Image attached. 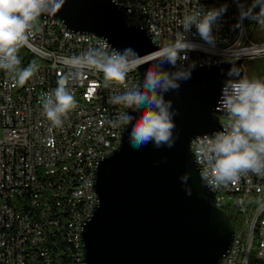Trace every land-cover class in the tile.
Returning <instances> with one entry per match:
<instances>
[{"label": "built area", "instance_id": "built-area-1", "mask_svg": "<svg viewBox=\"0 0 264 264\" xmlns=\"http://www.w3.org/2000/svg\"><path fill=\"white\" fill-rule=\"evenodd\" d=\"M113 1L122 10L126 26L145 29L154 43L163 44L173 39L176 32H183L186 15L225 7L226 11L213 28L216 37L213 48L200 39L195 27L185 34L189 41L205 50L191 51L184 63L195 62L198 68H203L264 58V42L254 43L247 38L245 25L252 20H241L239 0ZM105 41L73 33L56 19L37 20L26 52L43 53V63H36L39 70L23 86L17 85L11 74L0 70V264L32 262L33 258L26 254L28 232H38V241L34 244L41 246V261L46 263L47 255L43 250L46 232L61 227V220H54V213H61V218L67 215L70 222L79 219L77 237H81L82 226L92 214L90 199H97L94 193L96 166L118 149V133L126 128V125H118L117 132H109V121H115L114 111H123L122 105L112 102V96L116 91H123V87L106 86L101 73L87 74L72 89L78 107L59 128H52L42 115L40 98L55 88L57 79L68 71L63 63L65 57L103 46ZM107 45L110 50L111 45L108 42ZM21 56L19 52L23 60ZM27 66L21 62V68ZM226 123L227 118L221 117L219 131L224 130ZM198 145L197 138L191 142L190 149L203 179L215 193L217 206L223 211L233 207L242 218V229L235 232L233 240L235 250H230L221 264H238L254 216L263 217L257 240V244L262 245V253L256 257V264H264V177L247 173L228 187H214L210 184L209 167L199 160ZM61 158H68V170L59 176L63 189H56V184H51V176ZM41 171H49L50 185H42ZM65 178H72V188H65ZM68 189L77 190V201H68ZM24 195H35L34 208L49 212V228H42V221L37 220L36 215L22 218V211H27V207H21ZM73 258L75 264H84L83 254H78V250Z\"/></svg>", "mask_w": 264, "mask_h": 264}, {"label": "water", "instance_id": "water-1", "mask_svg": "<svg viewBox=\"0 0 264 264\" xmlns=\"http://www.w3.org/2000/svg\"><path fill=\"white\" fill-rule=\"evenodd\" d=\"M50 19L73 33L105 39L112 48L130 46L143 57L159 49L145 29L124 24L113 0H66L55 16L39 21ZM232 63L196 67L178 91L165 94L179 113L171 149L152 143L132 147L126 125L120 147L98 162L99 204L81 232L84 264H221L229 254L235 230L217 206L190 144L221 129L220 118L226 116L215 108ZM151 66L150 60L137 68L139 81ZM129 114L138 117L139 111ZM185 173L190 196L179 179Z\"/></svg>", "mask_w": 264, "mask_h": 264}, {"label": "clouds", "instance_id": "clouds-1", "mask_svg": "<svg viewBox=\"0 0 264 264\" xmlns=\"http://www.w3.org/2000/svg\"><path fill=\"white\" fill-rule=\"evenodd\" d=\"M66 0H0V70L11 74L15 83L23 86L39 70L36 64L21 68L19 52L29 46L34 23L42 16H55ZM240 7V18L251 19L264 24V0H253L247 9ZM258 8L256 12L254 9ZM225 7L186 15L182 22L183 32H176L173 39L154 53H149L152 66L143 74L142 81L129 84L128 74L145 62L132 47L123 50L103 46L88 48L78 55L63 59L68 71L62 74L55 88L41 96L42 115L52 128L63 126L64 120L77 107L72 91L83 78L92 72L103 74L107 85H119L123 91H116L112 102L124 106L126 111L118 114L112 126H130L129 143L141 148L152 143L156 149H171L176 139L174 117L179 113L173 108L165 94L178 91L182 81L191 79L196 69L195 62L188 61V53L205 50L189 41L186 33L193 27L200 39L213 48L216 37L213 28ZM165 65L168 67L166 68ZM240 68L232 67L224 73L216 111L222 112L227 123L224 130L212 136L198 138L197 154L202 164L209 167L210 184L214 187H228L237 183L242 174L252 173L264 177V80L241 76ZM130 111H139L134 117ZM187 195L189 174L179 177ZM99 201L97 200V205Z\"/></svg>", "mask_w": 264, "mask_h": 264}, {"label": "trees", "instance_id": "trees-1", "mask_svg": "<svg viewBox=\"0 0 264 264\" xmlns=\"http://www.w3.org/2000/svg\"><path fill=\"white\" fill-rule=\"evenodd\" d=\"M239 2L245 9H247V3L252 5L253 0H239ZM254 11L258 12L259 9L256 8ZM245 31L249 41L264 42V24L252 20L245 25ZM21 57L23 58L21 62H23L24 65L36 64L33 57L25 51H22ZM257 63L258 62L255 60H243L238 62L236 67L240 68L241 76L249 79L257 78L264 80V66L258 65ZM52 184H56V189H63V187H60L62 182L58 183V181H54ZM65 188H72V180L65 182ZM71 192L72 189H68V201H72L70 199ZM29 202L30 197H24L21 199V207H27V211H29ZM27 211H22V213L26 214ZM224 212L228 216L235 232L239 233L242 229V218L237 210L231 207L225 208ZM54 220H61V227L55 230L50 229L46 232V243L43 246V250L47 255V262L45 263L41 261V246L34 244L26 246V254H28L29 258H33L30 264H75V258H73L75 250H78V254L80 251V248L74 241L75 229L72 226L74 225L75 219H71L70 222L67 215H64V218H61V213H54ZM43 221V228H49V212L45 214V219H43ZM254 248L255 246L253 245L247 264H253ZM242 260L243 255H240V261L238 262H241Z\"/></svg>", "mask_w": 264, "mask_h": 264}, {"label": "bare ground", "instance_id": "bare-ground-1", "mask_svg": "<svg viewBox=\"0 0 264 264\" xmlns=\"http://www.w3.org/2000/svg\"><path fill=\"white\" fill-rule=\"evenodd\" d=\"M155 45L160 49L162 46H164L163 43H155ZM26 52V47L22 48L20 52ZM36 63H43V53H40L38 51H27ZM145 60L150 61L151 58L149 56L145 57ZM128 82L129 84L137 83V70L133 69L128 74ZM123 111H126V109L123 106ZM122 111H114V119L117 120L118 114ZM109 132H117V126H112V124L109 123ZM124 130H120V133H118V148L121 145L122 137H123ZM112 152H110L111 154ZM68 170V158H61V161H59L58 167H53V176H51V184L54 181H58V183L62 184L60 187H63V181H59V176H62L65 172ZM55 178V179H53ZM72 180V178H65V182H69ZM41 181L42 185H50V174L49 171H41ZM24 197H30L29 205V211L27 213H22V218H31V215H36V219L42 221V228H43V219H45V214L48 212H45V210H37V208H34L35 206V195H24ZM70 199L72 201H77V190L72 189ZM97 203V199H90V209H94L95 205ZM261 226H263V217L261 216H254L251 219V225H249V234L247 239V245L246 248L244 247V251H240V255H243V260L241 262H238V264H247L250 251L252 249V246H255V252L253 256V264H256V257H259V254L262 253V245L257 244L258 235L261 231ZM75 229L74 233V241L76 245L80 248L79 254H83V247H82V240L81 237H77V228H79V219H75L74 225L72 226ZM38 241V232H28V241H26V246L34 245V242ZM231 250H235V242H233Z\"/></svg>", "mask_w": 264, "mask_h": 264}, {"label": "rangeland", "instance_id": "rangeland-1", "mask_svg": "<svg viewBox=\"0 0 264 264\" xmlns=\"http://www.w3.org/2000/svg\"><path fill=\"white\" fill-rule=\"evenodd\" d=\"M248 7H250L251 5L249 3H247ZM36 23V22H35ZM254 43H257V42H254ZM256 62H258L257 64L258 65H262L264 66V58H261V59H254Z\"/></svg>", "mask_w": 264, "mask_h": 264}]
</instances>
